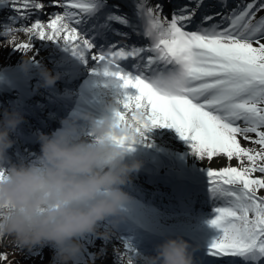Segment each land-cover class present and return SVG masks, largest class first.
I'll return each mask as SVG.
<instances>
[{
  "label": "snow or ice",
  "instance_id": "6c2138e0",
  "mask_svg": "<svg viewBox=\"0 0 264 264\" xmlns=\"http://www.w3.org/2000/svg\"><path fill=\"white\" fill-rule=\"evenodd\" d=\"M0 5L12 9L0 23V37L13 47L30 53L39 38L61 43L84 63L91 55L121 88L137 90L124 93V111L114 112L117 123L133 115L140 136L157 125L175 128L207 162L214 212L209 223L220 230L208 243V264H264V0H0ZM52 6L49 18L41 19ZM133 34L144 43L132 41ZM125 60L132 61L131 69L123 66ZM115 139L123 144L126 137ZM38 249L24 252V259L30 261ZM122 249H113L118 264H134L136 250L128 242ZM17 250L23 252L12 243ZM90 255L83 250L77 264ZM0 264H12L3 248Z\"/></svg>",
  "mask_w": 264,
  "mask_h": 264
},
{
  "label": "clouds",
  "instance_id": "9594fccd",
  "mask_svg": "<svg viewBox=\"0 0 264 264\" xmlns=\"http://www.w3.org/2000/svg\"><path fill=\"white\" fill-rule=\"evenodd\" d=\"M0 46L12 43L5 38ZM40 74L45 85L57 79L46 67ZM110 111L99 118L81 113L90 121L87 134L75 121L39 132V152L13 161L8 153L16 142L12 134L25 117L16 107L0 108V240L27 251L48 246L50 264H77L83 237L113 233L132 199L124 186L142 161L125 155L140 138L134 116L117 123L115 109ZM117 137L126 139L121 144ZM195 247L182 235H164L151 252L135 255L134 264H199Z\"/></svg>",
  "mask_w": 264,
  "mask_h": 264
},
{
  "label": "bare ground",
  "instance_id": "6f19581e",
  "mask_svg": "<svg viewBox=\"0 0 264 264\" xmlns=\"http://www.w3.org/2000/svg\"><path fill=\"white\" fill-rule=\"evenodd\" d=\"M0 10H7V6L0 5ZM48 18L46 16L45 20ZM0 19L3 20L4 17H0ZM19 35L23 37L24 33L21 32ZM13 51L25 54L24 57L29 56L33 62L27 60L26 63L24 61L20 65L8 64L5 60L0 62L1 74L6 75V78L10 76L12 84L23 82L20 80L24 75L31 77L33 71L37 72L36 65L48 67L50 64L56 67V72H62L57 76L56 81L76 87V90L66 92V94L72 95L69 99H64L69 95L58 96L56 86L52 84L46 86L50 90L47 94L54 97L52 102L55 98L73 101L74 106H71L70 116L72 121H75L78 130H82L84 134L88 132L90 121L86 120L81 113H89L91 116L99 118L105 114H112L110 109L113 108L124 111V106L121 103L124 93L128 92L133 95L137 93V90L132 86L121 88L117 78L105 75L101 70L102 65L88 62L86 67L78 66L83 61L59 42L36 38L33 40V50L30 53L9 46L3 53V58H9L8 54ZM94 68L97 70L93 71ZM32 79L24 81L26 83L29 81L30 85L26 86L24 82L19 85L21 94L19 99H14L15 101L11 102V105L22 108L23 115L29 118L28 122L31 119L36 120L43 117L47 120L44 108L50 102L37 98L39 102L34 100L37 104L35 107L33 101L30 100L29 90L36 92L40 89V84L37 81L31 82ZM6 85L5 83L1 84V86ZM5 106L7 105L1 104L0 108ZM24 134L28 135L29 131H25ZM245 143L248 142L245 141ZM187 148L190 150L188 151ZM126 151L127 156L130 154L131 159H138L142 161V164L138 170L131 174L130 181L124 186L131 194L132 199L127 203V210L120 222L123 221V224L125 223L138 235L132 234L131 230H129L131 233L128 232L126 226H122L119 222L109 237H99L91 233L83 237L85 254H91L88 258L93 260L94 264H118L113 249L121 247L123 250L122 245L125 242H128L138 255L152 251L153 244L158 240L155 239L152 242L151 235L158 234L156 236H159L160 234L183 231L185 235L189 236L190 241H196L194 246L199 242L203 244L201 247H195L194 255L199 260V264H208V243L220 235V230L209 223L214 212L212 200L207 191L204 165L207 162H203L202 158L193 153V156L190 155L191 161H189V154L186 152L192 151L190 142L186 138H182L175 128L166 125H157L144 130V135L140 136L139 140L131 142V147H128ZM192 171L194 177L191 174ZM187 178L195 179L199 184L185 182L188 180ZM202 183L205 184L202 185ZM194 195L196 200L190 201L186 198V196H190L193 199ZM166 207L170 209H166ZM138 236L144 237L151 243L144 244ZM6 246L5 239L0 248L8 251ZM49 248L45 246L44 251L47 252ZM98 249L101 250L100 255H96Z\"/></svg>",
  "mask_w": 264,
  "mask_h": 264
},
{
  "label": "rangeland",
  "instance_id": "374dc122",
  "mask_svg": "<svg viewBox=\"0 0 264 264\" xmlns=\"http://www.w3.org/2000/svg\"><path fill=\"white\" fill-rule=\"evenodd\" d=\"M11 12H12V9L10 7H8V6H7V10H0V17H4L3 20L0 19V23H2L5 20L6 16H8L9 14H11ZM34 19H35V16H33L31 20H29V23L33 22ZM4 40H5L4 37H0V41H4ZM8 47L9 46H0V62H3L5 60V62H7L8 64H14V65H16V64H19V65L22 64L24 62V59L23 58H24V55L25 54L16 53L15 51H13L12 53H9L8 54V57L9 58H3V53L6 52V49ZM28 60L32 61V59H28ZM35 69H37V72L39 71L38 65L35 66ZM48 69L50 70V68H48ZM37 72H36V70L33 71L32 76H37ZM52 73L53 74H56V72H52ZM37 78H39L40 80H42L41 74H38V77ZM32 80H35V78L32 79ZM37 81H38V79H37ZM39 91L41 93H46V92L42 91V89L39 90ZM32 94H33V92H32ZM187 150L189 151L190 149L187 148ZM186 153L189 154L188 155L189 156L188 159H189V161H191L190 155L193 156V154H195V153L193 151H190V153H188V152H186ZM195 156H197V155H195ZM233 163H235V162H233ZM191 174H192V176L194 175L193 174V171H192ZM187 179L188 180H185V182L188 181V182H190L192 184H199V183H197V180H195V179L194 180L189 179V178H187ZM203 182H205V181H203ZM203 184H205V183H202V185ZM186 198L188 200H190V201L191 200H196L195 195H194V198L193 199L190 196H186ZM120 224L122 226H124V227L126 226V229H128V232L131 233V231H132V234H134L136 236L138 235L129 226L125 225V223L123 224V221H122V223L120 222ZM121 225H119V226H121ZM129 230H131V231H129ZM209 233L212 235L211 232H209ZM177 234L182 235L186 240H188L190 242L191 245H193L194 243H196V241H193V240L190 241L189 236L188 235H185V233H183V231L170 232L169 234H160L159 236H156L158 234L151 235L152 236L151 239H152V242H153V241H155V239L156 240L161 239L164 235H172V236H175ZM138 238L140 239V241H142L146 245H149V243H151V241L149 242V240L145 239L144 237H139L138 236ZM6 242H7V246L6 247H7V250L9 251V259L12 261V264H47V262L49 260H51V258H52V251H53V249L52 248H49L48 251L46 252V251H44V249H45V246H44V247H39V249L37 251V254L36 255H33L31 257V260L30 261L29 260H26V259H24V252H26L27 250H23V252L20 251V250H17L15 252H13L12 251V243H10L7 239H6ZM200 245H203V244L201 242H199V244H196V246H198V247H201ZM0 246H2V243H0ZM41 255H43L44 259H41Z\"/></svg>",
  "mask_w": 264,
  "mask_h": 264
}]
</instances>
